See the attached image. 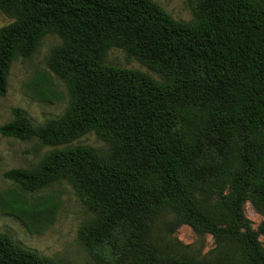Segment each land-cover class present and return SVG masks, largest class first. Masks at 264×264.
Here are the masks:
<instances>
[{
	"label": "trees",
	"instance_id": "trees-1",
	"mask_svg": "<svg viewBox=\"0 0 264 264\" xmlns=\"http://www.w3.org/2000/svg\"><path fill=\"white\" fill-rule=\"evenodd\" d=\"M192 1L194 26L150 0H0L14 20L0 29V98L14 58L30 57L47 34L61 41L47 66L73 96L61 118L38 128L13 108L1 137L55 148L94 131L109 148L55 151L3 179L24 195L67 183L93 214L78 238L94 264H264L255 235L241 232L246 201L264 216V0ZM112 48L167 83L106 67ZM228 183L230 193L206 207L200 191ZM8 205L21 219L24 202ZM165 208L213 237V258L158 245ZM0 264L56 263L0 233Z\"/></svg>",
	"mask_w": 264,
	"mask_h": 264
},
{
	"label": "rangeland",
	"instance_id": "rangeland-1",
	"mask_svg": "<svg viewBox=\"0 0 264 264\" xmlns=\"http://www.w3.org/2000/svg\"><path fill=\"white\" fill-rule=\"evenodd\" d=\"M161 8L173 21L194 26L199 20L194 14L192 0H150ZM14 20L0 14V29ZM61 44L54 34L44 35L34 53L26 58H14L7 79V91L0 98V126L9 123L11 110L19 108L26 113L34 127L48 120L61 118L73 102L69 87L55 76L47 62L51 51ZM106 67L143 74L159 85L167 83L162 72L153 70L138 61L124 49L112 48L104 59ZM75 147H89L101 154L108 152V145L94 131L76 141L59 147H45L36 140L20 142L0 135V233L7 234L15 243L36 251L56 264H94L88 248L78 238L82 226L93 220V214L77 198L65 182L33 195H24L19 188L3 179L10 170H33L41 161L55 151ZM231 185L209 186L200 191L206 207L228 195ZM10 198H18L25 204L21 219L14 216L8 205ZM156 221L154 236L162 248L178 255H187L196 260L213 258L217 245L205 232H196L180 222V217L168 208L163 209ZM247 229L255 235L261 250H264V216L258 213L250 201L243 207Z\"/></svg>",
	"mask_w": 264,
	"mask_h": 264
}]
</instances>
